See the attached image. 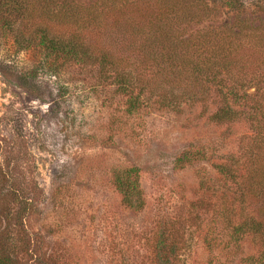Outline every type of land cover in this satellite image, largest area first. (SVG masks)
I'll return each instance as SVG.
<instances>
[{
	"label": "rangeland",
	"instance_id": "1",
	"mask_svg": "<svg viewBox=\"0 0 264 264\" xmlns=\"http://www.w3.org/2000/svg\"><path fill=\"white\" fill-rule=\"evenodd\" d=\"M242 1L239 18L264 17V0ZM227 10L218 18L235 16ZM5 45L0 36V57ZM41 57L29 51L8 61L19 74L34 75L40 98L0 74V225L20 221L10 217L20 205L12 195L25 197L28 247L47 263L153 264L149 245L158 224L175 219L184 222L175 264H245L246 243L241 253L209 248L218 227L190 201L207 195L201 181L216 176L212 164L235 151L248 125H214L198 117V106L181 114L131 109L94 68L71 61L50 74ZM131 167L145 197L140 210L125 207L114 184V172ZM32 257L27 264H35Z\"/></svg>",
	"mask_w": 264,
	"mask_h": 264
},
{
	"label": "trees",
	"instance_id": "2",
	"mask_svg": "<svg viewBox=\"0 0 264 264\" xmlns=\"http://www.w3.org/2000/svg\"><path fill=\"white\" fill-rule=\"evenodd\" d=\"M222 7L235 16L219 19ZM243 9L242 0H0V36L9 42L0 74L40 98L34 75L8 63L12 54L35 51L50 74L71 61L94 68L131 109L181 114L198 106V117L214 125L246 123L249 134L212 164L216 176L200 184L207 195L190 208L209 211L218 227L209 248L237 252L246 243L245 264H264V17L239 18ZM193 23L202 25L188 31ZM113 178L122 204L142 209L135 168L118 169ZM12 196L20 205L4 217L20 221L0 225V264H27L28 256L49 264L28 247L23 217L30 201ZM182 224L160 221L149 245L153 264L176 263Z\"/></svg>",
	"mask_w": 264,
	"mask_h": 264
}]
</instances>
